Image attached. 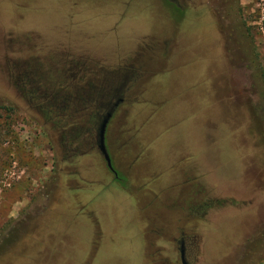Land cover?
Masks as SVG:
<instances>
[{
	"label": "rangeland",
	"instance_id": "rangeland-1",
	"mask_svg": "<svg viewBox=\"0 0 264 264\" xmlns=\"http://www.w3.org/2000/svg\"><path fill=\"white\" fill-rule=\"evenodd\" d=\"M215 22L225 59L214 55ZM155 48L158 57L147 53ZM197 65L204 71L187 78ZM113 71H123L122 100L106 125L108 148L121 128L123 144L147 125L156 131L128 157L149 167L156 144L161 168L136 178L138 200L96 148L63 149L54 120L25 91L96 85ZM187 98L189 111L165 114ZM209 104L238 128L218 122L197 146L175 148L185 157L165 168L171 137L201 124ZM0 105L11 107L0 109V264H180L184 237L189 264H264V0H0ZM115 164L128 175V163ZM73 230L85 246L76 251Z\"/></svg>",
	"mask_w": 264,
	"mask_h": 264
},
{
	"label": "crops",
	"instance_id": "crops-1",
	"mask_svg": "<svg viewBox=\"0 0 264 264\" xmlns=\"http://www.w3.org/2000/svg\"><path fill=\"white\" fill-rule=\"evenodd\" d=\"M127 21V20H125ZM123 21V23L125 22ZM124 25L126 24H123V26L121 27H124ZM128 25V24H127ZM126 25V27H127ZM214 32H215V35L217 37V39H220L214 46V50H215V53L214 55H217L218 57H222L224 58V55H223V47H222V39H221V35L220 33L218 32V29H217V26H216V22H215V29H214ZM145 36H149V38H153L151 36V33L150 31L147 30V33L145 34ZM158 38V37H156ZM165 38V37H163ZM167 38V37H166ZM170 39V38H169ZM170 44L168 45L167 48H170L172 45H173V41L172 39H170ZM162 49H154L152 50L151 52L148 51L147 53L151 55H154V56H157L161 53ZM144 58H150V56H146V53L143 54ZM156 58V57H155ZM153 58V59H155ZM225 59V58H224ZM153 62L150 61L148 62V60L146 61V66L149 67ZM226 66V65H225ZM225 68V67H224ZM217 70V69H216ZM215 70V71H216ZM204 70L202 69L201 66L197 65L195 66L194 68H192L191 70L187 71V78H192L194 76H196L197 74L200 75L201 72H203ZM145 92H147V95H152L153 92H152V87H148V88H145ZM211 94L213 95H216L220 92V87L218 84H214V86H212L211 90H210ZM200 94H197L196 96H198ZM229 98H231V96L229 95L228 96ZM194 104V101L192 98H187V106L185 108V106L182 104L180 106H177L176 105V108H172V109H167L168 113H165V114H172V113H175V112H178V111H189L190 110V107ZM185 108V109H184ZM166 110V109H165ZM164 113V111L162 112ZM201 124H198L196 125L195 127L192 125L190 126L189 124H187V134L184 132V135L183 136H179L178 138L176 137L177 133L180 134L179 132L182 131V129L178 130V132L175 133V135H173L170 139V145L174 144V146H172V155H174L173 158H171V161L169 162L170 165L166 166L165 168H172L173 164L172 162L173 161H176L177 158L180 159V158H183L185 156H180L179 155V152L177 150V152H175V148L177 149V147H179L180 145H184V146H187V143H190L191 145L192 144H195L197 146L198 142H199V138L203 137V138H206L208 137L206 132H208L209 130L210 131H213L215 132V125L218 123V122H222V125L224 126V121H226V123H231V128H233L235 126V128H238L237 125H238V121L236 120V118L233 116V115H228V117H225V115L221 114V110L218 106H216L215 104H209V108L207 110H203L201 113ZM239 119V117H238ZM130 121V120H129ZM127 123H130V122H127ZM208 125H212L211 127L208 128ZM233 126V127H232ZM122 129V128H121ZM120 129V131H121ZM155 129V126L153 125H147L141 132H139L138 134L136 135H132L129 139H127V142L124 141V144L127 145V147L124 149L122 148V146H124V144L121 142V137L119 136L120 135V131H118V141L115 143L114 145V149H110L108 148V145L106 144L107 146V149L110 153V150L112 151V155L113 156H110L111 157V162H112V166L114 167L115 171H117V174H118V169H117V166L115 164V159L118 163L122 162V164L124 163H128L130 165V168L127 169V172H128V175H125V174H121L119 175V178L115 177V179H118L119 181H122V177H125L126 178V182L124 183L122 181V186L123 188L126 189V191H129V193H131L135 198L136 200H138L139 196H138V193H139V190H138V186L140 185V181H138L137 179H140L141 176H145L147 174V172H149V167H151V171H160L159 169L161 168L160 165L159 167L157 166V164H159L158 162V159H157V156L158 154H156L155 152V149L157 148L156 147V144L154 146V144H152L151 148L149 149V151L147 152V154H145V157L146 155L148 156H151V159L149 160V164L150 166L148 167L147 165H143V166H135L133 163V161L130 159L129 160V156H133L135 159H138V156L140 155V151L138 149V145H140L141 143H143V146L144 148L146 147H149L150 143L148 142V138L151 140L152 139V135L155 134L156 131H154ZM238 129H236L237 131ZM204 133V134H202ZM247 133V132H246ZM212 135H214V137H216L217 135L215 133H212ZM187 138L190 140L188 141ZM193 141V142H192ZM200 145H199V149H201V151L203 150L204 147H206V143L207 141L205 140V142H202L200 141ZM106 143V142H105ZM154 146V148H153ZM115 153V155H114ZM176 155V156H175ZM114 156H115V159H114ZM145 157L143 159H145ZM170 160V159H169ZM177 163V162H175ZM114 164V165H113ZM106 169H108L106 163H105V166H104ZM142 167V168H141ZM97 168L98 166H96V171H97ZM109 170V169H108ZM164 170V169H163ZM110 171V170H109ZM98 172V171H97ZM111 172V171H110ZM158 174L156 176H158L161 172H157ZM112 174L114 175V173L112 172ZM153 175V174H152ZM165 174H163L164 176ZM97 176V175H95ZM161 175H159V178L157 180H159L161 177H163ZM90 177V175H89ZM121 178V179H120ZM137 178V179H136ZM135 181H138L139 183H136L135 185ZM133 186H136L137 189H134ZM136 191H134V190ZM150 224V222H149ZM76 233L75 230H73L69 235L70 237H72V234ZM80 238V235L77 234V236H73L72 237V248L74 251L75 250V247L76 249H80V248H83L85 247L84 245L82 244H78V240ZM56 250H57V253H56V260H58V248L56 247ZM79 254V253H78ZM77 256V255H76ZM80 257V254L79 256ZM83 258H79L78 260H82ZM88 259V258H87ZM77 260V259H76ZM85 260V259H84ZM76 262V261H75Z\"/></svg>",
	"mask_w": 264,
	"mask_h": 264
},
{
	"label": "trees",
	"instance_id": "trees-1",
	"mask_svg": "<svg viewBox=\"0 0 264 264\" xmlns=\"http://www.w3.org/2000/svg\"><path fill=\"white\" fill-rule=\"evenodd\" d=\"M115 73L113 71L108 76H105L104 73L99 74L100 77L97 79L95 88L92 92L90 91L91 95L87 94V86L80 88L81 94L79 95L74 86L61 85L51 92L37 91L35 102L38 103V107L46 103V106L41 107L40 110L47 109L48 116H51L50 118L54 120L53 123L58 130H60L61 126L65 129L74 128V125H77L76 118L78 117L80 122L78 124L85 123L83 129H86L87 125L88 129L90 128L93 131L92 134L98 138V129L103 117L111 108L114 110L115 107L113 105L120 98L119 91L122 88L123 81H120V78H117ZM20 78L25 81V73H22ZM58 90L65 98L55 96V91ZM106 94L108 95L106 96ZM108 100L109 103H105ZM0 109L9 111L11 107L9 105H0ZM89 111L91 113L88 115L87 112ZM85 115L88 116L87 119Z\"/></svg>",
	"mask_w": 264,
	"mask_h": 264
},
{
	"label": "flooded vegetation",
	"instance_id": "flooded-vegetation-1",
	"mask_svg": "<svg viewBox=\"0 0 264 264\" xmlns=\"http://www.w3.org/2000/svg\"><path fill=\"white\" fill-rule=\"evenodd\" d=\"M122 72L123 71H118V72L115 73L116 76H117V78H120V74H122ZM103 73H104V75L106 74L105 76H108L110 74V73H106V72H103ZM105 78H107V77H105ZM20 79L23 80V78H20ZM24 79H26L24 81V86H26L27 84L30 83L29 82V78L28 79L27 78H24ZM86 85H87V88H88L87 94L88 95H91V92L95 88V85L93 84V82H87ZM22 88H24V87H22ZM80 88H81L80 86L79 87L77 86L75 88L77 90V93L79 95L81 94V89ZM82 88H85V87H82ZM25 91L27 92V94H29V96L31 97V100L33 102H35V95H37V92L35 93L34 92L35 90L32 89V88H30V87L26 88ZM55 92H56L55 93V96H57V97H64L65 98V96L63 94H61V92L59 90L58 91H55ZM47 95H48V93H47ZM107 95L108 94H106V96ZM118 100L121 101L122 99L119 98V99H117V101ZM105 103L108 104L109 103V100L107 102H105ZM42 105H40V108L46 106V103H44L43 106ZM42 112L44 113V116L47 117V119H50L51 116H48L49 114L47 112V109H45V108H44V110L42 109ZM62 125H64V124H62ZM85 133L88 135L87 136V138H88L87 140H84L82 138V136ZM92 133H93V131L90 130V128L88 129V127L86 129H83L82 126L74 125V128L70 127V128L65 129V128H63L61 126V128H60V138H59L60 145H62L63 149H65L67 152H73V150H77L79 147L82 146V144L88 145L89 148H93V149L96 148L98 150V147H97L98 138H96L95 135H93ZM109 170L114 173V176L115 177L119 178V175L115 171L114 167H113V169H109ZM188 243L191 244L190 241ZM178 253H179L180 264H189L187 262V259H186V256H187V239L185 237L183 239H180V241H179Z\"/></svg>",
	"mask_w": 264,
	"mask_h": 264
},
{
	"label": "water",
	"instance_id": "water-1",
	"mask_svg": "<svg viewBox=\"0 0 264 264\" xmlns=\"http://www.w3.org/2000/svg\"><path fill=\"white\" fill-rule=\"evenodd\" d=\"M118 102H120V100L116 101L113 106L116 107ZM112 114H113V108H111L110 111H108L105 114L104 118L102 119V121L99 125V129H98V142H97L98 150L102 154V156L105 160V163L109 169H113V166H112L110 154L108 152V149H107L106 143H105V131H106L107 122H108L109 118L112 116Z\"/></svg>",
	"mask_w": 264,
	"mask_h": 264
}]
</instances>
